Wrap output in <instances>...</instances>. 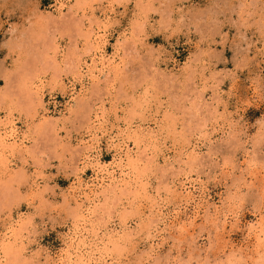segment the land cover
Returning <instances> with one entry per match:
<instances>
[{
	"label": "rangeland",
	"instance_id": "374dc122",
	"mask_svg": "<svg viewBox=\"0 0 264 264\" xmlns=\"http://www.w3.org/2000/svg\"><path fill=\"white\" fill-rule=\"evenodd\" d=\"M59 1L0 0V120L12 114L28 139L21 154H8L10 167L0 162V243L11 220L27 227L16 246L27 250L11 264L58 259L74 227L68 190L81 167L79 138L106 131L88 146L110 161L108 133L131 116L144 124L139 185L149 191L115 194L111 223L92 247L108 243L112 264H264V233L254 228L264 222V0ZM95 21L119 68L81 84L75 65L89 59L85 35ZM96 114L103 123L92 124ZM180 151H188L182 159ZM182 175L190 192L172 183ZM153 199L167 218L152 240L142 227L156 219ZM124 213L134 236L113 248Z\"/></svg>",
	"mask_w": 264,
	"mask_h": 264
},
{
	"label": "bare ground",
	"instance_id": "6f19581e",
	"mask_svg": "<svg viewBox=\"0 0 264 264\" xmlns=\"http://www.w3.org/2000/svg\"><path fill=\"white\" fill-rule=\"evenodd\" d=\"M59 2H60V5L63 6L64 3H62V0ZM110 11L108 13H110ZM88 28H89L88 32L86 33L85 36L87 39L86 40L87 51L90 53L87 56L89 59L86 61L85 60H82V61L78 60V64L75 65V68L77 69V71L79 73V74L78 73L77 74L81 78V84H83V79L84 80L88 79V80H92V81L95 79V81L97 82V81H99L98 78L101 74H104L105 76H107L109 74L106 71V67H108V65L110 66L111 64H113L114 70H116V69L118 70V68H119L118 63L116 64L118 53L115 52L111 57H108L106 54V43H107V40L109 37V35H107L106 26L101 24V22L95 21L93 23H89ZM119 49L120 48H118L117 50H119ZM34 83H35L34 88H36L35 95L36 94L38 95V99L41 103V101H43V97H44L43 95H45L42 88H41V86L43 84V79L39 78ZM34 83L31 82L30 87H29L30 89L33 88V87H31V85ZM72 86H73L72 88L74 89L75 83H72ZM30 97H32L31 94H30ZM137 105L139 107L140 103L138 102ZM136 111H137V109L135 107H133V110H131V113L135 114ZM43 112H44V110H43ZM10 115L11 116L9 118L7 117L8 119L5 118L4 120H0V162L1 163L5 162L7 167H10V164L12 163L11 162L9 164L10 159L8 158L9 157L8 154L10 153V155H13L16 152V149H19V153L21 154L20 148L22 149V147L25 143L24 140H26L25 137L20 135L21 132H19L20 129L18 130V128H17L18 126L16 124V119L13 118L12 114H10ZM101 117H103V116H101ZM101 117L96 114L95 117H93L94 119L92 120V124L93 123L98 124L101 122L103 123V121H101V119H102ZM171 117H172V115H171ZM124 118H123V121L121 120L122 122L119 121V123L115 126V128H112L110 133H108L109 136H108V140H107V145L110 149H112L114 151L113 157L110 161H106V162L102 161L98 152H96V154H94L95 156H92V150L93 149L91 148V146H88V142L90 141V138L92 137V135L95 136L97 133L101 132L102 129H100L99 127L94 128V129L91 128L92 130H89L86 133V135H87L86 137H88L89 139L83 140V139L79 138L78 145H76V146L79 150L78 164L80 162L81 167L78 169V172L74 175L75 176L74 181L71 183L70 186L68 185L69 186L68 194L71 196V203L74 204V206H75L73 209V219H74L73 225H74V227L66 235V239H67V241L65 242L66 246L61 251V254L58 255V259H55V258L47 259L45 261V262H47V264H112V263H108V260H107V258L109 257L108 243L105 244V247L102 250L92 247V245L95 242V238H97L99 236V232H102L103 229H106L107 223H111V220L108 221V219H106L107 217H110V215H111V211H110L111 207H112L111 206V200L114 199L115 194H116V197L118 196V194L119 195L125 194L126 192L129 191L128 188L130 189L131 187L137 189V190L135 189L136 195H138L140 192L145 193V192L149 191L147 188L148 186L146 184L141 183L139 185L140 179L142 178V176L140 175L139 172L142 170H140L138 166L141 164V162L143 160V156H141V153L138 152V150H139L141 144H144V142L146 141V139H143V137L140 135L141 134L140 132L144 131V128H143L144 124L141 123V124L136 125L134 117H132V116L130 118H126L125 120H124ZM165 119H169V118L165 117ZM57 121H55V123H57ZM167 122H169V120ZM46 125L48 126L49 124L47 123ZM55 125H57V124H55ZM135 125H136V127H135ZM105 132L106 131H102L101 133H105ZM99 136H101V135H99ZM86 137H84V138H86ZM27 138H28V136H27ZM145 138H147V137H145ZM27 140H26V142H27ZM130 141L133 144H135V148H136L135 151H133L132 148L130 147V144H129ZM90 144H92V143H90ZM196 146H198V145H196ZM26 148L28 149V147H26ZM196 148H198V147H196ZM192 152L195 153L196 151L193 150ZM186 153H185V151L184 152L180 151L178 153L179 158L182 159L183 156L186 155ZM195 154H197V153H195ZM194 155H193V157H195ZM125 159H127L126 162H125ZM147 162H148V160H147ZM173 163L174 162H171V165H173ZM179 163H181V162H179ZM89 170L92 172V176H91L89 181H84L83 176ZM134 170L137 171V173L139 174V175H137V178L133 177V171ZM261 170H263V169H261ZM24 173H25V171H24ZM23 176H24V174H23ZM185 177H188V176H184V175L179 176L178 177V184H176L174 181H172V183L175 186H177V188L180 190V193H182L183 189L188 190V188H190V187L194 188V185L192 183H190V182L187 183L186 181L185 182L183 181ZM181 178H183V179H181ZM262 178H263V176H262ZM38 185L39 184L37 183L36 186L39 187ZM263 185H264V182H263ZM101 188H102V191L99 190ZM125 188H127V189H125ZM98 190L101 192L100 195H102V197H103V199L101 198V200L103 202L101 201L102 203L100 205H99L100 195H99ZM190 190L191 189H189L188 191L190 192ZM192 193H193V191H192ZM135 197L138 198V196H135ZM65 199H66V197L64 198V200ZM117 199H120V198L117 197ZM91 204L93 205V207L90 208ZM149 208H150L149 212L152 214H155L156 219H154V220H153V218L150 219V221H147L145 223V226H143L142 228L143 229L145 228L150 234L152 232L156 233V234L155 233L151 234V235H153V237H152V240H153V238L157 237V234L159 232L158 226H160L161 223H165V220L167 218V216H166L167 214L165 213L163 207L160 204H158V202H156L155 199L152 200V204L150 205ZM96 213H97V215H96ZM178 215H179V211H176L174 214H172L171 215L172 220H174L173 218H177ZM9 218H12V217H9ZM102 219L103 220L105 219L104 221L106 223L104 222L103 224H100L101 221H100V223L97 221V220H102ZM120 220L122 222L120 224L121 227L119 226L121 228V230L123 229L124 231L125 230L126 231L129 230V231L128 232L125 231V233L123 235L121 234L119 236V238L115 239L114 241H111L113 248H117V249L119 248V246H121V244L119 243L120 241H126L131 236H134V233L131 231L132 229L131 230L129 229L130 220L127 221L128 215L126 213H124L121 216ZM20 221H16V219L11 220L9 222L10 225H6V226H8L7 229L9 232H7V229H6V231H5L6 233L4 234V243H2V242L0 243L1 244L0 245V260H1V258L5 259V262L3 264H11L10 260L16 261V260L20 259V255L22 254L21 250H23V251L27 250V248H25L23 244H22L23 246L21 245L20 249H18V248L16 249V246L18 244H20V242L22 243V241H23L22 237H24L23 231L27 228V227L25 228V224L23 222H20ZM173 222H175V221H173ZM263 223L264 222L262 220H260L258 222V226L254 227L256 229L255 232H256L257 238H260L261 235L264 233V229L262 227ZM121 230L120 229L115 230V233L117 235H119ZM7 261H9V262H7ZM111 261H113V260H111ZM0 263H1V261H0Z\"/></svg>",
	"mask_w": 264,
	"mask_h": 264
}]
</instances>
